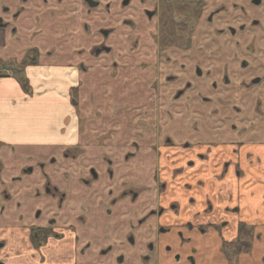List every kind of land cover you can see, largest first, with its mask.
<instances>
[{
	"label": "flooded vegetation",
	"instance_id": "obj_1",
	"mask_svg": "<svg viewBox=\"0 0 264 264\" xmlns=\"http://www.w3.org/2000/svg\"><path fill=\"white\" fill-rule=\"evenodd\" d=\"M0 29L25 63L110 71L84 146L25 169L0 264L239 263L264 213V0H0Z\"/></svg>",
	"mask_w": 264,
	"mask_h": 264
},
{
	"label": "crops",
	"instance_id": "obj_2",
	"mask_svg": "<svg viewBox=\"0 0 264 264\" xmlns=\"http://www.w3.org/2000/svg\"><path fill=\"white\" fill-rule=\"evenodd\" d=\"M45 24V25H43ZM41 28L46 26L43 23ZM28 36H26L27 38ZM20 35L0 29V232L19 234L17 214L30 211L16 208V201L32 194L28 166L44 162L69 145L84 146L87 117L95 115L96 87L104 86L97 68L86 76L78 68V57L42 55L35 64L24 62L32 46ZM22 63V64H21ZM23 65V66H22ZM23 67V68H22ZM20 68H22L20 70ZM103 74V76H101ZM25 78L26 83L21 79ZM19 190V192H16ZM30 209V210H29ZM253 247L240 254L238 264H264V213ZM11 245V243H9ZM11 262L15 264V259ZM221 264H226L221 261Z\"/></svg>",
	"mask_w": 264,
	"mask_h": 264
},
{
	"label": "trees",
	"instance_id": "obj_3",
	"mask_svg": "<svg viewBox=\"0 0 264 264\" xmlns=\"http://www.w3.org/2000/svg\"><path fill=\"white\" fill-rule=\"evenodd\" d=\"M21 81L24 83L25 82L24 78H22ZM249 248H250V245L249 244H246V246L244 247V250L245 251H248ZM263 261H264V258H263Z\"/></svg>",
	"mask_w": 264,
	"mask_h": 264
}]
</instances>
